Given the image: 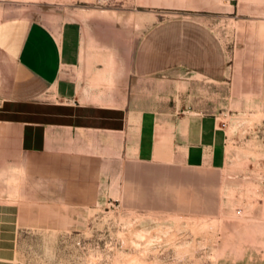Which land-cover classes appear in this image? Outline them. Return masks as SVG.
Here are the masks:
<instances>
[{"label":"crops","instance_id":"1","mask_svg":"<svg viewBox=\"0 0 264 264\" xmlns=\"http://www.w3.org/2000/svg\"><path fill=\"white\" fill-rule=\"evenodd\" d=\"M31 1L0 19V180L21 179L0 196V264L17 230L78 229L106 201L217 211L228 128L181 78L263 98L264 0ZM230 233L221 264H264V221Z\"/></svg>","mask_w":264,"mask_h":264},{"label":"rangeland","instance_id":"2","mask_svg":"<svg viewBox=\"0 0 264 264\" xmlns=\"http://www.w3.org/2000/svg\"><path fill=\"white\" fill-rule=\"evenodd\" d=\"M18 1L0 0V19L7 15V5ZM56 1L73 9L86 3ZM190 74L182 75L183 89L189 80L197 83L203 109L219 112L228 128L226 164L219 170L227 185L219 209L142 211L106 201L88 210L78 229L17 230L12 260L3 264H221L222 245L230 241L236 246L237 235L230 230L264 221V97ZM3 106L0 101V109ZM5 177L0 180V196L6 193V201L12 202L20 171L7 167Z\"/></svg>","mask_w":264,"mask_h":264},{"label":"built area","instance_id":"3","mask_svg":"<svg viewBox=\"0 0 264 264\" xmlns=\"http://www.w3.org/2000/svg\"><path fill=\"white\" fill-rule=\"evenodd\" d=\"M224 1L228 4H232V3L236 2L237 0H224ZM223 125H224V123H223Z\"/></svg>","mask_w":264,"mask_h":264}]
</instances>
